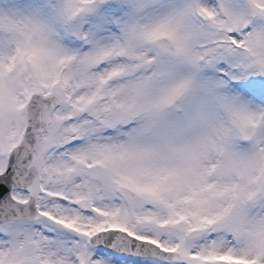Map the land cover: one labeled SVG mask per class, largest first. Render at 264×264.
Returning a JSON list of instances; mask_svg holds the SVG:
<instances>
[{
  "label": "snow or ice",
  "instance_id": "snow-or-ice-1",
  "mask_svg": "<svg viewBox=\"0 0 264 264\" xmlns=\"http://www.w3.org/2000/svg\"><path fill=\"white\" fill-rule=\"evenodd\" d=\"M0 264H264V0H0Z\"/></svg>",
  "mask_w": 264,
  "mask_h": 264
}]
</instances>
